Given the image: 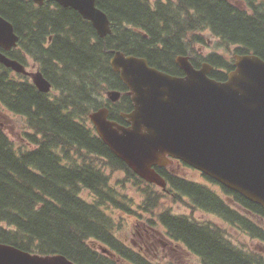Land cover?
<instances>
[{"label":"trees","instance_id":"obj_1","mask_svg":"<svg viewBox=\"0 0 264 264\" xmlns=\"http://www.w3.org/2000/svg\"><path fill=\"white\" fill-rule=\"evenodd\" d=\"M95 4L111 22L112 32L104 38L76 10L52 0L41 5L0 0V15L19 37L18 46L5 53L24 64L31 58L52 85L41 92L28 76L0 64V104L23 117L31 130L25 132L31 147L16 149L0 125V242L31 253H60L78 264H162L118 239L117 210L163 228L201 264H264L261 254L233 243L225 228L194 216L196 210L214 213L264 241V229L247 215L264 218L259 204L223 185L219 194L175 174L166 176L163 168L157 171L168 177L165 189L146 182L110 151L88 118L92 109L107 105L100 97L111 89L123 93L108 107L109 118L125 123L120 112L132 108L127 87L108 62L115 50L145 57L151 66L178 76L184 72L175 56L187 55L194 66L208 62V75L224 81L234 67L233 57L218 52L204 57L195 49L207 30L224 47L234 46L230 53H253L264 60V0ZM118 172L123 176L112 185L110 174ZM126 183L138 190L141 202L124 193ZM84 189L92 200L81 194ZM169 201L185 204L189 213H173ZM98 244L107 245L113 255L99 251Z\"/></svg>","mask_w":264,"mask_h":264},{"label":"water","instance_id":"obj_2","mask_svg":"<svg viewBox=\"0 0 264 264\" xmlns=\"http://www.w3.org/2000/svg\"><path fill=\"white\" fill-rule=\"evenodd\" d=\"M42 4L45 0H33ZM71 7L88 20L100 38L112 32L111 22L95 0H52ZM12 24L0 15V49L18 42ZM0 50V64L29 75L35 87L48 92L50 82L40 71ZM109 63L128 87L132 110L121 115L126 124L108 118V108L88 117L100 139L141 179L165 189L154 165L179 159L264 209V60L253 53H234V68L224 81L208 75L212 66L196 68L177 56L184 72L172 75L151 66L142 56L112 51ZM116 101L120 92H107ZM101 251L112 255L103 246ZM0 264H77L65 255H41L0 242Z\"/></svg>","mask_w":264,"mask_h":264},{"label":"rangeland","instance_id":"obj_3","mask_svg":"<svg viewBox=\"0 0 264 264\" xmlns=\"http://www.w3.org/2000/svg\"><path fill=\"white\" fill-rule=\"evenodd\" d=\"M200 35L203 38V41L199 44H196L195 49L198 50L202 56L205 57L212 52H218L223 54L227 58H230L231 56L233 57L234 52L230 53L229 49H234V46L224 47L219 42V38L207 30L203 31V33H200ZM29 68L33 69L31 67ZM0 125L8 135V137L12 140L16 149L31 147V143L27 140V136L25 135V132H31V130H28L25 127L24 118L8 111L1 104ZM110 176V182L112 185H116V179L122 178V174L120 173H117L115 176L110 174ZM201 180L215 192L222 194V191L215 183L209 181L208 179ZM124 193H126L128 197H131L137 202H141L142 200L141 196L138 194V190L129 183H126ZM82 194L89 201L93 199L92 194L87 189H84ZM225 200L231 203L229 198L225 197ZM167 206L170 207V209L175 214L189 213V208L186 207L185 204L178 201H169L167 203ZM138 213L140 212L138 211ZM113 214L118 222L116 226L117 237L120 240L124 241L130 247L136 248V245L138 244L143 245L145 255L151 258L152 262L162 264H201L199 258L188 251L185 247L181 246L180 244L177 245L176 242H171L164 233L163 228L159 226H151L148 222L137 215L128 216L125 214H121L117 210H113ZM194 216L198 219L211 220L221 227H225L228 237L230 238V240L232 237L233 241H231L237 246L241 248H244V246H246L248 248L259 250L264 254V243L251 239L234 226L227 225L218 217L208 213H203L201 211H195ZM255 221H257V218L255 219ZM138 233H141L144 239L146 238L147 234L151 235L155 239L154 245L152 247L149 245L145 246L142 242L139 241Z\"/></svg>","mask_w":264,"mask_h":264},{"label":"flooded vegetation","instance_id":"obj_4","mask_svg":"<svg viewBox=\"0 0 264 264\" xmlns=\"http://www.w3.org/2000/svg\"><path fill=\"white\" fill-rule=\"evenodd\" d=\"M50 39V38H48ZM110 58V57H109ZM109 58H108V62H109ZM26 61H27V64H24L26 66V68L28 69L29 67L31 68H34L36 69V66H35V63L31 60V58L29 57H26ZM200 66V65H199ZM199 66H195L196 68H198ZM211 70V69H210ZM209 70V71H210ZM232 70V69H231ZM230 71V70H229ZM227 71L226 72V75L227 73L229 72ZM209 74V72H208ZM118 75V74H117ZM119 77V76H118ZM227 78V77H226ZM48 80V79H47ZM226 80V79H225ZM49 81V80H48ZM50 82V81H49ZM116 90L120 91V97L118 99V101H120L121 99V96H122V90L120 88H116ZM127 93V92H125ZM101 99V102H103L104 104H107L108 106H111L112 102L109 101V99L107 98V94H104L101 95L100 97ZM117 101V102H118ZM116 103V102H115ZM105 106V105H103ZM131 106H132V103H131ZM120 116H121V112H120ZM154 168L156 170H158L157 168H163L164 169V173L166 174L167 176V172L171 175L173 174H178V177H181L187 181H190V182H193V183H199V180H201L202 178H204L205 176L198 170L192 168L191 166H189L188 164H186L185 162L181 161V160H176V159H173V160H170V162L166 165V166H159V165H155ZM183 169V170H182ZM163 176V174H161ZM165 180H167L168 177H165L163 176ZM199 179V180H198ZM198 180V181H197ZM259 222L261 224H263L264 226V219H261L259 220ZM138 237H139V241L142 242L145 246L146 245H149V246H153L154 245V241L155 239L151 236V235H146V238L144 239L142 234L141 233H138ZM171 242H174L172 240H170ZM177 244V243H176ZM178 245V244H177ZM136 248L137 250L142 253V254H145L143 248L144 246L141 245V244H138L136 245ZM264 256V254H263Z\"/></svg>","mask_w":264,"mask_h":264},{"label":"bare ground","instance_id":"obj_5","mask_svg":"<svg viewBox=\"0 0 264 264\" xmlns=\"http://www.w3.org/2000/svg\"><path fill=\"white\" fill-rule=\"evenodd\" d=\"M12 27H13V25H12ZM14 29V28H13Z\"/></svg>","mask_w":264,"mask_h":264}]
</instances>
